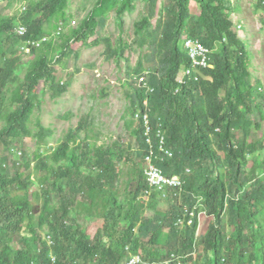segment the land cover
Here are the masks:
<instances>
[{
	"label": "trees",
	"instance_id": "trees-1",
	"mask_svg": "<svg viewBox=\"0 0 264 264\" xmlns=\"http://www.w3.org/2000/svg\"><path fill=\"white\" fill-rule=\"evenodd\" d=\"M28 1L21 20L7 15L14 6L11 0L0 6V264H125L142 253L147 264H160L173 253L187 256L184 264H264V134L250 141L253 131L264 127L263 82L252 83L254 58L231 20L238 10L231 0H166L158 27L151 28L149 16L135 24V44L149 47L151 53L128 73L132 85L126 94L130 108L124 129L129 135L136 115L149 113L158 156L154 163L168 177L180 176L184 182L180 198L174 192L166 198L154 193L148 204L144 200L150 145L142 117L137 150L122 139L110 148L94 149L89 135L79 141L85 129L80 124L49 151L52 130L38 122L33 133L29 125L35 90L54 78L52 62L58 54L65 58L72 53V40L91 48L104 43L106 60L123 59L129 46L121 38L113 43L103 33L110 14L115 12L123 22L135 9V0H99L60 43L32 49L34 60L26 67L24 84L15 85L24 68L20 62L25 44L54 35L60 23L72 25L67 12L72 0ZM156 1L149 0L151 12ZM191 2L200 5L198 17L190 14ZM258 4V10L264 9V0ZM20 24L28 28L25 37L15 32ZM186 37L213 52L214 68L205 71L204 79L181 85L179 76L191 64ZM144 60L153 68L146 69ZM142 77L145 82L139 85L136 81ZM59 91L66 89L60 86ZM160 136L173 157L161 153ZM25 138L37 139L38 147L33 155L23 148V162L20 167L15 162L10 172L4 167L10 160L7 151ZM35 185L40 189L31 197L29 190ZM123 186L129 199L118 192ZM41 197L44 201L39 203ZM80 202L82 211L77 210ZM163 204L165 213L155 212ZM199 204L197 212L204 210L217 224L196 239L197 220L183 228L178 222L190 219L185 218V207ZM73 211L79 216H72ZM83 218L104 223L91 235L81 224ZM227 224L235 229L229 239Z\"/></svg>",
	"mask_w": 264,
	"mask_h": 264
},
{
	"label": "rangeland",
	"instance_id": "rangeland-1",
	"mask_svg": "<svg viewBox=\"0 0 264 264\" xmlns=\"http://www.w3.org/2000/svg\"><path fill=\"white\" fill-rule=\"evenodd\" d=\"M11 1L14 3L10 11L11 14H19L20 16L23 7L27 6L26 2L29 3L28 0ZM98 1L72 0L67 11L72 18V25L70 28L63 29L62 36L69 33L71 27H79ZM231 2L235 9H239V12L232 14L231 20L235 24L239 37L246 43L254 58L252 83L256 85L258 81H262L263 88L261 91L264 93V35L258 32L256 26L259 24L264 29V9L258 11L259 0H231ZM165 3L166 0H157L155 10L151 12L149 0H135V9L124 15L123 22L118 20L115 12L110 14L103 36L110 38L113 43L121 38L125 46H129L121 61L106 60L104 43L91 48L79 42H74L75 46H71L72 53L69 52L65 58L60 57V62L52 64L55 69L54 78L43 81L35 90L36 97L33 101L36 107L29 123L33 133L38 130V122L52 130V137L47 138L50 149H55L66 141L68 137L73 135L76 128L83 124L85 129L80 133L78 139L79 141L83 140L86 135H89L91 146L94 149L99 146L110 148L116 141L122 139L126 146L130 145L137 150L138 145L135 137L139 124H135L129 135L124 129V118L130 108L126 94L132 85V78L128 77V73L135 69L139 59H146L151 53V49L149 47L142 49L135 44V24L137 21L149 16L152 20L151 28L158 27L165 11ZM189 8L193 17L199 16L201 11L199 4L191 2ZM60 37L58 41H60ZM32 60L29 55H23L21 63L27 65ZM144 61L146 69L153 68L152 62ZM21 69V74L15 85L24 84L27 69L26 67ZM179 79H181V75ZM60 86L66 89L65 93L60 94ZM1 124L0 121V127ZM263 134L264 127L261 131H253L250 141L262 138ZM37 147V139L25 138L22 142H15L13 148L17 150L25 148L27 154L33 155ZM263 156L264 151L261 153V157ZM249 161L248 171L252 165L251 160ZM68 174L72 178L74 171L70 170ZM39 187V185H35L30 188L31 197H33L36 190L39 191ZM121 189L118 190L121 196L124 199H129L125 186ZM43 201V197H41L39 203ZM53 201L57 204L55 199ZM33 202L36 203L37 201L34 200ZM81 204L80 202L77 207L78 211H82ZM166 209L167 205L165 204L157 205L154 208L155 212L160 214H164ZM36 213H38V210H36ZM72 216L77 217L79 215H77V211H73ZM83 219L81 224L84 228L89 229L91 235L101 228L104 223V221H97L95 218ZM224 221V223L227 222L226 217ZM209 223H212L211 219H204L198 236L205 235ZM122 227H125V223L122 224ZM226 228L227 237L235 234V229L230 224H227ZM48 242L50 243V241Z\"/></svg>",
	"mask_w": 264,
	"mask_h": 264
},
{
	"label": "clouds",
	"instance_id": "clouds-1",
	"mask_svg": "<svg viewBox=\"0 0 264 264\" xmlns=\"http://www.w3.org/2000/svg\"><path fill=\"white\" fill-rule=\"evenodd\" d=\"M19 1H22V0H19ZM7 2V0H0V6H2L3 4H5ZM30 2V1H29ZM25 3V2H24ZM26 4H27V6L26 7H23V9H22V12H21V16L18 14V15H13V14H11V10L10 11H8L7 12V15L8 16H11V17H13V16H15V17H17V19L18 20H21V18H22V16H23V14H25V12H26V9H27V7L29 6V3H27L26 2ZM11 14V15H10ZM0 16H1V14H0ZM61 26H60V28H59V30L54 34V35H52V36H44L41 40H38V41H33V40H30V41H28L26 44H25V46H24V48H23V55H29L30 57H32V59L34 60V55H31L32 54V49H42V48H44L45 46H47V45H49L51 42H55V43H60L61 42V38L65 35H63L62 36V34H63V29L64 28H66L65 27V25L64 24H60ZM22 28H25L26 29V32L22 35V34H20L19 33V31H20V29H22ZM16 34L18 35V36H20V37H25L27 34H28V28L25 26V25H23V24H20L17 28H16ZM61 36V37H60ZM59 37H60V41H58V39H59ZM44 39H47L48 41L47 42H44ZM74 42H76L75 40H72L71 42H70V45L72 46H75V44H74ZM37 44H40V46H37ZM82 44V43H81ZM29 47H31V48H29ZM64 51H66L67 53H68V49H65ZM212 54H213V52H212ZM22 55V56H23ZM60 57L62 58V55L61 54H58V55H56L55 56V58H54V60H53V62H52V64L54 63H58L59 61H60ZM32 60V61H33ZM31 62V61H30ZM20 64L25 68V67H27V65H24V64H22L21 62H20ZM213 68H214V65H213ZM213 68H210V69H213ZM27 69V68H26ZM20 70H22V69H20ZM208 70V69H207ZM205 77H206V74H205ZM143 78V77H142ZM145 78V77H144ZM141 79V78H140ZM138 84H139V80L138 81H136ZM139 85H142V84H139ZM144 105H145V107L147 108V110H148V102L146 101L145 103H144ZM142 115V116H141ZM145 116H148V121H149V126H150V119H149V113H145V114H141V111H140V113H138L137 115H136V117H135V122L137 123V124H139L140 122H141V117H142V119H143V122H144V126H146V123H145V120H144V118H145ZM1 123H2V121H1ZM3 124V123H2ZM1 124V125H2ZM138 127V126H137ZM146 128H147V126H146ZM151 128V127H150ZM49 129V128H48ZM146 131H147V129H146ZM152 132V131H151ZM146 134H147V137H148V133L146 132ZM148 140H149V137H148ZM148 144H149V142H148ZM150 145V153H149V155L147 156V164H148V168L146 169V177H147V182H148V184H149V190L147 191V194H146V197H145V202H146V204H148L150 201H151V196L154 194V193H160L161 195H160V197L161 198H166L167 197V194H168V192H174V195L175 196H177L178 198H180L181 197V194L183 193V187H184V182L182 181V177H180V176H174V177H168L167 175H165V173H164V171L162 170V168H160L158 165H156L155 163V165L156 166H158L161 170H162V172H163V174L165 175V177H167V178H169V179H174V178H179V179H181L180 181H181V186H179V187H176V186H169V185H165L163 188H159V187H153L152 185H151V183H150V181H149V176H148V170L150 169V164L148 163V157H150L151 155H152V150L154 149V152H155V157H158V156H156V151H155V144H154V140H153V147H152V145L151 144H149ZM160 145H161V147H160V150H161V153L162 154H164L166 157H173V153L169 150V149H167V146H166V144H164V146H163V148L165 149V150H168L170 153H171V155H167L166 153H165V151H162V142H160ZM58 147V146H57ZM56 147V148H57ZM49 148V147H48ZM55 148V149H56ZM54 148L53 149H50L49 148V151L50 150H55ZM51 152H49L48 154H50ZM7 155L9 156V158H10V160H9V162H8V164L7 165H5L4 167H7L8 169H9V171L10 172H13L15 169H16V167H15V162H16V164L18 165V167H20V165H21V163L23 162V159H24V152H23V149H21V150H17V149H15V148H12L9 152L7 151ZM165 156L163 157V158H158L159 160H163V159H165ZM155 157H154V159H155ZM32 167L34 168L35 167V163H32ZM201 204H199V205H196L193 209H189V207H185V214H186V217L185 218H187V216L190 218L189 220H185V219H181L179 222H178V226L180 227V228H183V226L184 225H188V226H192L193 224H194V221L195 220H197V229H196V239H199V238H201L202 236H198V233L200 232V229H201V227H202V225H203V222H204V219H211V221H212V223H209V227L211 226V225H216L217 224V221H216V218L214 217V216H210V215H207V213L204 211V210H200L199 212H197V210H199L200 208H201ZM225 217H226V215L224 214L223 215V217H222V221H224L225 220ZM226 219H227V217H226ZM209 227H208V229H209ZM208 229H207V231H208ZM207 231H206V233H207ZM206 233H205V235H206ZM228 237H230V236H228ZM227 237V239H229ZM232 237V236H231ZM230 237V238H231ZM48 241H50V243L48 242ZM46 242H47V244H49V245H53L52 244V242H51V238L50 237H46ZM144 254L142 253V254H139V255H135V256H131V258L130 259H128L127 261H126V263L125 264H147V262H145L144 260ZM187 256H183V255H176L175 253H173L172 255H171V258H169V259H166V260H164V261H162V263H160V264H184V262H183V259L184 258H186Z\"/></svg>",
	"mask_w": 264,
	"mask_h": 264
},
{
	"label": "built area",
	"instance_id": "built-area-1",
	"mask_svg": "<svg viewBox=\"0 0 264 264\" xmlns=\"http://www.w3.org/2000/svg\"><path fill=\"white\" fill-rule=\"evenodd\" d=\"M26 32L25 28L20 29L19 33L24 34ZM47 39H44V42H47ZM40 46V44H37ZM184 47L185 50L190 58L191 64L189 68L184 69L181 74V79H179V84L186 85L187 81L195 80L200 81L205 78V71L207 69L213 68L212 64V51L204 46L199 40H194L192 38L186 37L184 40ZM187 80V81H186ZM145 82V78L139 79V84ZM146 126H147V133L149 137V144L153 147V139L151 137L152 128L149 126L148 116L144 118ZM162 135V134H160ZM162 139V151H165L167 155H171L168 150L163 148L165 144V138L160 136ZM152 155L148 157V163L150 164V169L148 170L149 181L153 187L163 188L165 185L169 186H181V179L174 178L169 179L165 177L162 170L154 164V157L155 152L154 149L152 150Z\"/></svg>",
	"mask_w": 264,
	"mask_h": 264
},
{
	"label": "crops",
	"instance_id": "crops-1",
	"mask_svg": "<svg viewBox=\"0 0 264 264\" xmlns=\"http://www.w3.org/2000/svg\"><path fill=\"white\" fill-rule=\"evenodd\" d=\"M237 9H238V8H237ZM258 11H259V10H258ZM258 11H257V12H258ZM237 12H239V9L237 10ZM237 12H235V13H237ZM257 12H256V13H257ZM252 26H254V27L257 26L258 32H259L260 34L264 35V32H263V30H264V29H263V26H260L259 24H257L256 26H255V25H252ZM243 30H244V29H243ZM247 33H248V32H247ZM247 33H246V34H247ZM251 34H252V33H251Z\"/></svg>",
	"mask_w": 264,
	"mask_h": 264
},
{
	"label": "bare ground",
	"instance_id": "bare-ground-1",
	"mask_svg": "<svg viewBox=\"0 0 264 264\" xmlns=\"http://www.w3.org/2000/svg\"><path fill=\"white\" fill-rule=\"evenodd\" d=\"M29 48H31V47H29Z\"/></svg>",
	"mask_w": 264,
	"mask_h": 264
}]
</instances>
